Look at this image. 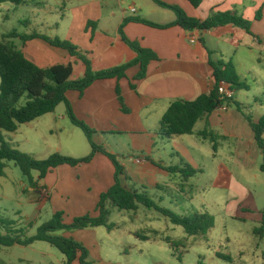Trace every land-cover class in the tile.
<instances>
[{"label": "crops", "instance_id": "0c3cea01", "mask_svg": "<svg viewBox=\"0 0 264 264\" xmlns=\"http://www.w3.org/2000/svg\"><path fill=\"white\" fill-rule=\"evenodd\" d=\"M161 1L178 6L189 17L201 21L207 20L213 10L236 11L252 23V34L235 26L200 32L187 31L181 27L160 30L144 24L129 23L125 27L126 36L138 41L142 47L155 51L161 59L149 66L147 78L135 82L134 79L140 71L136 67L131 69L127 78L120 82L115 79L98 81L86 90L84 95L69 92L67 97L76 116L97 132L94 138L97 144L103 143L98 140L101 137L115 141V147L109 144L102 146L115 155L123 166L125 175L121 178L122 184L131 189L146 190L150 195L160 194V202H163L165 195L178 185L176 181L181 178L179 175H171L166 168L179 166L178 164L184 159L180 160L179 146L174 145L175 143L172 142L174 139L167 140L158 134L160 122L173 102L195 101L212 91L215 80L210 58L214 61L232 62L242 80L248 83L251 79L249 77H259L262 81L260 87H264V68H262L264 0H203L198 8L188 0ZM151 2L93 0L85 5L66 8L68 31L65 39L89 52V59L95 71L127 64L136 58V54L122 41L119 34L120 26L125 19L138 17L159 25L176 21L173 11L158 6L153 0ZM32 3L38 21H29V25L25 26H31V32L20 33L36 32L61 39V16L56 15L61 10V0L57 1L55 6L48 4V0H32ZM153 4L156 7H153ZM132 8L137 12L132 13ZM105 9L108 12H105ZM165 11L173 12L174 15ZM258 14L261 15L260 19H257ZM148 17H154V20ZM112 19L118 21L113 22ZM90 23L93 24L89 26ZM193 39H196L195 43H192ZM15 43L29 61L42 69L72 65L74 74L75 66H79V63L83 64L68 52L40 39L27 42L25 45L20 40H16ZM83 73L85 74V66ZM252 81L257 85V80L253 78ZM133 83L136 85V90L131 88ZM119 85L128 109L127 113L123 112L116 93ZM240 97L241 92L233 91L235 101L238 102ZM221 109L199 121L203 122L204 130L208 126L215 135L217 133L214 128L229 130V119L220 113ZM56 112L57 109L54 113L30 124L45 122L50 135L58 137L61 142V137L67 129L61 126L64 125L65 116L58 119ZM30 124L28 126H31ZM69 131L76 135V131L70 129ZM186 137H181L180 144L186 152L192 147H200L199 144L191 145L193 141ZM166 141L169 143L166 144ZM72 146L77 148V145ZM57 149L61 153V143ZM178 159L180 162L177 161ZM115 172V166L109 158L96 154L89 164L77 167L60 166L51 170L43 180L39 179L38 173L39 181L33 177L35 186L30 187V190L39 194L40 200H46L51 204L53 215L63 212L65 223L70 224L78 217L98 216L97 206L100 197L115 184ZM183 181L188 182L185 179ZM103 228L108 230L105 227L78 230L73 234L66 233L64 237L83 244L92 254L94 261L103 263L109 258L108 252L111 250L109 244H113V241L109 243L103 239ZM108 236L111 234L109 233ZM116 244L124 245L121 242ZM22 261L34 264L33 261ZM58 261V264H64L65 256L58 258ZM74 264L80 262L77 260Z\"/></svg>", "mask_w": 264, "mask_h": 264}, {"label": "rangeland", "instance_id": "374dc122", "mask_svg": "<svg viewBox=\"0 0 264 264\" xmlns=\"http://www.w3.org/2000/svg\"><path fill=\"white\" fill-rule=\"evenodd\" d=\"M57 1L59 0H48V4L55 6ZM91 1L93 0H61V10L56 14L61 16V39L66 40L68 31L66 8L85 5ZM32 4V0H28V4L21 6L10 3L0 5V39L14 30L31 32L32 27H25L22 22L38 21ZM153 7L156 6L153 4ZM105 12L108 10L105 9ZM165 12L174 15L173 12ZM148 18L154 20V17ZM112 21L117 22L118 19ZM83 72L84 66L79 63V66H75L71 79L79 80L83 77ZM249 78L250 90L238 91L241 92L238 102L242 104V110L228 104L220 110L229 119L230 127L229 130H222L220 127L213 129L221 137L217 153L210 140L199 136V132L204 130L203 122L197 124L193 136L186 137L193 141L194 144L191 142V145L199 144V148L192 147L186 152L180 146L181 137L172 141L179 146L180 160L184 159L181 161L200 168L203 172L188 182H184L179 175L181 178L176 181L178 185L165 195L163 202H160V194L151 195L161 207L180 215L210 214L215 218V227L206 235L191 236L182 227L173 225L156 211L143 206L136 212L114 210L109 221L115 225V229L109 231L103 228V239L109 243L113 241V244H109V258L103 263L94 261L89 251L90 261L94 264H264V237L261 238L254 232L261 226V212L264 210V152L258 147L246 119L250 116L258 122L264 117V87H260L262 81L259 77ZM253 78L257 80V85L252 81ZM56 113L58 119L65 116L64 125L61 126L67 129L61 142L58 137L50 135L45 122L23 125L13 134L2 131L0 137L11 148L39 161L47 160L54 154L72 158L90 155L92 149L89 140L80 129L71 124L66 105L61 104ZM69 129L76 131V135ZM98 140L103 142L98 143L101 146H116L115 141L110 138L101 137ZM60 143L61 153L57 151ZM72 145H77V148ZM32 176L39 181L37 172H33ZM30 187L28 178L20 168L14 162H7L4 175L0 176V220L13 223L14 226L3 227L4 234L9 230H21L23 238H29L35 236L38 229L53 218L51 204L40 200V195L31 192ZM74 232L61 231L54 235L64 237L66 233ZM109 233L111 236H108ZM138 234L150 239L143 241L137 237ZM167 240L179 243L180 246H173ZM118 242L124 245L119 246L116 244ZM221 255L230 257L231 261L220 257ZM61 257L63 254L46 242H36L23 248L0 246V264H29L22 260L33 261L34 264H58V258Z\"/></svg>", "mask_w": 264, "mask_h": 264}, {"label": "trees", "instance_id": "16d2710c", "mask_svg": "<svg viewBox=\"0 0 264 264\" xmlns=\"http://www.w3.org/2000/svg\"><path fill=\"white\" fill-rule=\"evenodd\" d=\"M158 6L173 11L176 15V21L159 25L142 18H127L119 29L122 41L136 54V58L124 65L95 71L92 68L89 52L69 40L51 38L40 33L25 34L17 30L3 35L0 39V132L16 133L23 125L30 124L36 120L52 114L61 105L67 107V116L71 124L80 129L91 145V154L84 158H72L60 154H54L47 160L39 161L31 155L22 153L11 148L2 137H0V176H3L7 162H14L20 168L23 175L28 178L31 187L35 186L32 176L33 172L39 173V179L43 180L51 170L60 166L77 167L83 164H89L93 161L96 154H102L109 158L114 164L115 184L100 197L97 206L98 216L86 215L75 218L70 224H66L64 213H56L53 218L43 224L35 236L23 238L21 230H9L3 233V227L12 228L13 223H5L0 220V246L13 247L15 245L31 246L36 242H46L57 248L66 258L64 264H74L77 260L80 264H94L90 261L88 249L74 239L58 237L54 234L61 231H78L92 228L105 227L109 231L115 229L109 219L114 210L120 212H136L140 206L148 210H154L164 218L168 219L173 225L182 227L188 235L200 236L206 235L215 227V218L210 214L195 213L193 215H180L174 211L163 208L155 201L146 190H135L122 184L121 178L125 175L123 166L119 163L117 157L109 153L103 146L95 142L97 132L84 121L80 120L74 113L73 107L67 97L69 92H78L84 95L93 84L105 80H121L127 78L128 72L138 67L140 69L135 77V82L144 80L148 76L149 66L153 62H159L161 59L158 54L148 48H144L138 41L129 39L125 34V27L129 23L144 24L149 27L166 30L172 27H181L187 31H212L226 26H235L252 34V23L245 19L238 12H217L213 10L209 18L205 21L189 17L186 12L178 6L167 4L161 0H153ZM194 7L198 8L203 0H188ZM13 4L16 6L28 4V0H0V5ZM261 15L258 14L257 19ZM24 26L29 25V21L22 22ZM93 23H90L92 25ZM40 39L55 48L68 52L72 57L83 62L85 74L79 80H72L73 66L58 65L55 67L42 69L29 61L23 51L15 43L20 40L23 45L27 42ZM212 56V53H210ZM210 65L213 69L215 85L209 94L200 96L195 101L177 100L173 102L163 116L158 134L167 139L190 136L194 134L197 123L214 113L225 104L235 105L240 111L242 104L233 99L224 100L220 94L221 85L225 84L232 91H249L248 83L241 79L235 65L232 62L223 60L214 61L210 58ZM131 88L136 90V85L131 84ZM119 102L123 112H128L122 96L120 85L116 90ZM254 133L255 140L261 151L264 152V117L257 123L250 117H246ZM204 140H210L213 144L215 153L219 149L218 135H215L207 127L199 134ZM171 175H181L188 181L201 170L194 169L191 165L181 161V165L166 168ZM260 227L255 229V234L264 237V210L261 212ZM143 241H148L150 237L137 235ZM173 246H180L179 243L167 240ZM223 257L231 261L230 257Z\"/></svg>", "mask_w": 264, "mask_h": 264}, {"label": "built area", "instance_id": "2783aa9c", "mask_svg": "<svg viewBox=\"0 0 264 264\" xmlns=\"http://www.w3.org/2000/svg\"><path fill=\"white\" fill-rule=\"evenodd\" d=\"M132 13H136L137 10L135 8L131 9ZM196 39L192 40V43H195ZM220 94L222 95V98L224 100H228V99H233V91L230 89V87L228 85H221L220 87Z\"/></svg>", "mask_w": 264, "mask_h": 264}]
</instances>
